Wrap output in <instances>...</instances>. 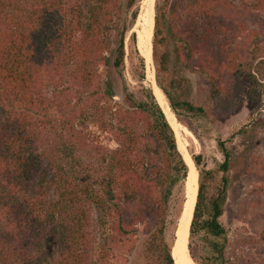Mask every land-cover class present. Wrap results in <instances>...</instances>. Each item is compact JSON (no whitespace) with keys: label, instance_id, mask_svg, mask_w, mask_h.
Listing matches in <instances>:
<instances>
[{"label":"trees","instance_id":"16d2710c","mask_svg":"<svg viewBox=\"0 0 264 264\" xmlns=\"http://www.w3.org/2000/svg\"><path fill=\"white\" fill-rule=\"evenodd\" d=\"M141 1L0 0V264H113L119 256L129 262L139 243L140 264H174L187 167L142 85L145 62L134 33L138 98L123 75L124 42ZM169 1L155 0L151 54L156 84L177 122L186 123L181 111L203 110L180 100L171 41L176 58L213 66L220 78L210 79L215 93L231 76L235 88L243 78L259 87L250 71L264 74V40L257 38L263 31L239 11L262 9L264 0H239L242 8L233 0ZM246 50L250 62L237 64ZM112 73L124 82L120 93ZM55 79L64 83L60 103L42 92ZM80 117L94 130H77ZM237 134L253 142L247 129ZM219 145L224 157L213 169L202 166L201 154L191 156L198 194L189 253L196 264H233L221 222L229 174L259 170L249 148L233 158Z\"/></svg>","mask_w":264,"mask_h":264},{"label":"rangeland","instance_id":"374dc122","mask_svg":"<svg viewBox=\"0 0 264 264\" xmlns=\"http://www.w3.org/2000/svg\"><path fill=\"white\" fill-rule=\"evenodd\" d=\"M233 1L242 8V5L239 4H242L243 1ZM171 2L173 0L169 1V5H171ZM250 2L251 0L246 1L247 4ZM154 4L155 0H153ZM143 9L144 5L143 1H141L136 22L131 31L128 32L124 42L123 75L125 85L137 98L139 97L138 92L141 84L133 78V64L138 62L135 49L143 59L146 49L150 56L152 53V36L146 43L138 42L135 37V49L131 41V34L134 33L137 36L141 27L140 16H142ZM247 11L248 16H250L248 18L252 29L263 31V34L257 35L258 40H264V7L262 9L259 7L247 9L243 6L239 12H246L247 14ZM242 37L240 36L237 39L243 41ZM169 48L171 52L170 68L173 72L172 79L183 80L182 84L179 85L180 91H178L180 100L188 101L194 107L203 110L201 115L188 114L185 111H181V118L186 122V125L180 122L178 124L186 129L190 138L184 135L185 133L183 134L179 128V134L175 135L177 147L180 144L186 155L201 154L202 166L206 169H213L216 166V162L223 161L224 155L219 143H222V148L228 150L233 158H236L245 148H249V151H251L250 156L258 160L259 170L255 172L242 176L235 172L229 174L230 184L227 189V199L223 207L221 222L227 231L225 256L231 263L264 264V74H258L254 68L250 71L259 85L258 88L251 78H243L239 86L235 88L237 82L230 83V81L234 80V76H231L229 81L226 79V84L217 94L214 92V86H211L210 79L218 78V83H220V78L213 66L205 67L204 63L198 62L199 59L197 57L187 60L184 54L180 58H176L174 54L175 43L172 41ZM246 52L247 50L243 51L244 55ZM241 55L243 56L242 53ZM240 60L243 61V64L250 62L247 54L243 59H239L237 64ZM257 63L258 61H255L253 66L255 67ZM201 66L203 68H200ZM261 67L264 73V66L261 65ZM154 70L151 58L149 64L145 62V79L142 82V85L151 91L152 83L154 82L153 78H155ZM111 76L114 88L120 93L124 82L116 74L112 73ZM51 82L47 86H43V96L60 103L64 98V94L61 93L64 83L59 82L57 79L51 80ZM254 86L256 91L253 89ZM226 87L230 89L229 93H227ZM89 122V118L80 117L75 123V128L77 130L85 128L94 130L93 125ZM245 129L250 132L249 136H253V142H249L244 136L237 134L241 130L245 131ZM187 246L189 248L190 238ZM192 246L195 255L198 256L199 247L196 245ZM140 251L141 243L136 245V251L130 255L129 262H125L120 256L113 259L112 262L113 264H140Z\"/></svg>","mask_w":264,"mask_h":264},{"label":"bare ground","instance_id":"6f19581e","mask_svg":"<svg viewBox=\"0 0 264 264\" xmlns=\"http://www.w3.org/2000/svg\"><path fill=\"white\" fill-rule=\"evenodd\" d=\"M144 9L141 18V27L139 29V32L137 33L136 39L138 42L146 43L148 40H150L152 36V30L154 25V14H153V0H142ZM143 8V7H142ZM145 55L143 56L145 59V62L149 64L151 62L152 54L150 56L148 50L146 49L144 51ZM153 62V61H152ZM153 70V69H152ZM153 73V71H152ZM154 79V78H153ZM156 81L154 79V82L152 83V93L155 97V100L157 101V104L162 109L167 122L171 126L172 130L174 131V134L177 136L179 134V128L183 132L184 135H186L188 138L190 136L187 134L186 129L182 128L178 122L176 121V118L170 111L167 100L164 96V94L161 92V90L156 86ZM175 136V137H176ZM179 144L178 150L182 154V157L185 161V163L188 166L189 174L186 180V193H185V200L186 206L184 205V213L183 217L180 220V234H182V227L184 228V235L185 239L183 240L181 236L179 237L178 242L176 243V246L174 249H171V255L172 259L174 261V264H196L192 258L189 255L188 247H187V236H188V230L192 218V212L195 204V198H196V192H197V186H198V172L194 165V163L190 160V156L186 155L185 152H183V147ZM189 156V157H188Z\"/></svg>","mask_w":264,"mask_h":264},{"label":"water","instance_id":"95a60500","mask_svg":"<svg viewBox=\"0 0 264 264\" xmlns=\"http://www.w3.org/2000/svg\"><path fill=\"white\" fill-rule=\"evenodd\" d=\"M154 7H155V4L153 5V13H154ZM155 79V78H154ZM165 96V95H164ZM159 106V105H158ZM159 108H160V106H159ZM161 109V108H160ZM161 111H162V109H161ZM162 113H163V111H162ZM163 115H164V113H163ZM164 117H165V115H164ZM166 119V118H165ZM167 121V120H166ZM168 123V122H167ZM169 124V123H168ZM170 126V125H169ZM170 128H171V126H170ZM172 129V128H171ZM172 132H173V134H174V131L172 130ZM174 137H175V134H174ZM175 139H176V137H175ZM186 151L188 152V150L186 149ZM189 154V153H188ZM189 156H190V160L193 162V160H192V157H191V155L189 154ZM183 158V157H182ZM184 160V159H183ZM185 162V161H184ZM194 163V162H193ZM185 165H186V167H187V177H188V174H189V170H188V166H187V164L185 163ZM195 165V164H194ZM196 167V166H195ZM197 169V168H196ZM198 172V171H197ZM197 194H198V186H197V192H196V198H195V204H194V208H193V212H192V218H191V222H190V226H189V230H188V236H187V245H188V243H189V237H190V227H191V223H192V219H193V213H194V209H195V205H196V200H197ZM186 202H187V200H185V203H184V205L186 204ZM186 206V205H185ZM184 206H183V210H182V213H181V215H180V218H179V222H180V220L182 219V217H183V213H184ZM178 222V224H177V228H176V231H175V235H174V241H173V244H172V248L171 249H174L175 248V246H176V243L178 242V240H179V237L181 236V238L184 240L185 239V235H184V228L182 227V234H180V236H179V232H180V223ZM188 247V246H187ZM189 249V248H188Z\"/></svg>","mask_w":264,"mask_h":264}]
</instances>
